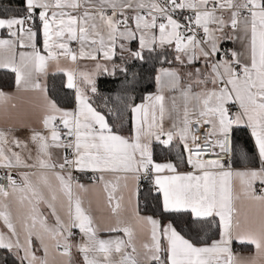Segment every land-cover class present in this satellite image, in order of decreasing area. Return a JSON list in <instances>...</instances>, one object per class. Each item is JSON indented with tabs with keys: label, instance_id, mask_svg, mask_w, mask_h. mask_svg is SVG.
<instances>
[{
	"label": "snow or ice",
	"instance_id": "6c2138e0",
	"mask_svg": "<svg viewBox=\"0 0 264 264\" xmlns=\"http://www.w3.org/2000/svg\"><path fill=\"white\" fill-rule=\"evenodd\" d=\"M0 30L7 32L0 69L39 97L38 126L20 119L0 127V169L7 172L0 183L6 252L0 264L57 258L73 264L74 248L83 264H264V0H22L0 13ZM228 42L240 48L224 47ZM145 52L161 63L153 77L157 93L139 103L118 97L129 113L125 135L94 106L96 78L127 74L128 62L143 63ZM61 60H88L94 68H63ZM52 63L74 92L71 108L41 84ZM11 100L0 91L5 123L17 107ZM240 125L250 129L256 149L252 161L244 154L243 170L221 158L233 151L230 133ZM154 143L168 149L175 143L187 155L179 163L156 162ZM205 147L213 158H204ZM180 163L190 170L178 171ZM74 172H91L103 185L110 224L101 227L91 205L84 207L80 193L88 188ZM142 177L162 197V213H187L196 224L218 217L219 238L198 246L170 218L141 215ZM102 232L116 235L102 238ZM233 241L255 253L234 254Z\"/></svg>",
	"mask_w": 264,
	"mask_h": 264
},
{
	"label": "trees",
	"instance_id": "16d2710c",
	"mask_svg": "<svg viewBox=\"0 0 264 264\" xmlns=\"http://www.w3.org/2000/svg\"><path fill=\"white\" fill-rule=\"evenodd\" d=\"M22 0H0V5L14 6ZM4 10L0 9V13ZM36 21V20H35ZM136 49L133 45L130 46ZM229 48V43L224 44ZM147 59L142 63L140 61H129L127 64L128 72L117 71L115 75H101L96 78L98 93L92 95L94 106L106 115V119L113 124L115 128L121 129L127 135V129L130 127L129 113L123 108L120 99L125 95H131L136 98V102H141L145 94H152L156 91V83L154 80L155 69L161 67V63L156 59L155 53L149 54L145 52ZM118 61L121 63L120 59ZM169 67L168 64H163ZM14 85V74L7 70H0V89H9ZM47 89L50 97L60 102L62 107H73V90L65 87V79L62 74H55L49 77ZM119 112L123 120L117 118L115 113ZM233 137V163L239 150L248 155L250 159L254 154L252 150L251 140L246 130L243 128H235L232 133ZM173 149L154 147V158L163 160L166 158L174 159ZM232 163V164H233ZM149 189H153L151 194ZM139 208L140 212L145 215H154L155 218L163 216L164 222L170 218L175 222V226L186 238L193 239L198 246L205 243L210 244L213 239L218 238V221L214 217L207 218V222L196 224L192 222L190 214L182 213H162L158 207L160 196L154 191L148 180H142L139 192ZM5 250H0V257L5 256ZM8 264H12V260H8Z\"/></svg>",
	"mask_w": 264,
	"mask_h": 264
},
{
	"label": "crops",
	"instance_id": "0c3cea01",
	"mask_svg": "<svg viewBox=\"0 0 264 264\" xmlns=\"http://www.w3.org/2000/svg\"><path fill=\"white\" fill-rule=\"evenodd\" d=\"M8 7L9 6H7V5H2V6L0 5V9H2V10L6 9ZM33 23L38 27L39 26L38 18ZM6 36H7L6 30H0V38L6 37ZM40 39L42 41V35L40 36ZM228 43H229V48H236V49L240 48V45L238 43L237 44H233L231 42H228ZM72 45H74L75 47L77 46L75 44V42H72L71 46ZM132 45L135 48H137L138 42H131L130 46H132ZM41 46H42V44H41ZM118 58H119V56H117L115 58V63L120 64V62L118 61ZM60 65L63 68H71V69H85L86 68L89 71H91L94 68V63L92 61H88V60L80 61L78 64H71L68 61L61 60ZM197 66H199V65H197ZM109 68L111 69V64H109ZM0 70H2V69H0ZM55 74H62L64 76L65 84H66L67 77L62 72H60V73L57 72V68H56L55 63H52L49 65L47 75L41 77V84L47 87L49 77L52 75H55ZM0 91H4L5 93L11 94L12 100L10 101V105L15 104L17 106L15 110L11 111V113H10L11 119L8 121V123H5L3 121V119H0V127H6V126H8V124L15 123L16 121H18L20 119H24L26 121L31 122L34 126H38V125H36L38 110L35 107L39 103L38 94H36L34 92H26V91H23L21 89H18L15 85V75H14L13 87L9 88V89H0ZM156 93H157V85H156V91L152 94H156ZM162 94H164L166 97H169V98L172 95V93L167 92V91H165ZM73 95H74V92H73ZM89 95H92V94L89 93ZM168 102L170 104V100ZM10 105H9V107H10ZM245 127L246 126H244V125L235 126V128H241V129L243 128L244 130H246ZM246 132L249 135V138L251 140L252 150L254 153L251 156V158L249 159L250 161H252L256 157V149H255L254 139L251 137L250 129L247 128ZM155 146H157L159 148H164L161 145L154 143L153 144V158H154V147ZM172 149H173L174 155H175L174 159L166 158L163 160H156L154 158V160L156 162H160V163L166 162V161L179 163L181 154H183L186 157V153H182V146L177 147L174 143ZM243 156H244L243 151L239 150L238 153L236 154L235 162L231 165V167L233 169L243 170L245 168L246 162L244 161ZM187 168H189V167L186 165V163H180V167H179L178 171L186 172ZM88 173H91V172H87V173H80L79 172L80 178H81V180L79 182L86 185L88 188L87 191L81 192L80 195L83 198L84 207L87 208V207H89V204H90L93 216L96 218L97 222L101 225V227H104V226H106L112 222L110 210L107 207V200H106L107 194L103 190V185H96L95 183H88L87 181H85V176ZM109 179H111L113 183L116 182L114 177L110 176ZM142 180H145V179H143V177H142L140 180V184H141ZM148 181L150 182L151 186L154 188V185L152 184L151 180H148ZM122 183L123 182L121 181V184ZM130 187H133V186L130 185ZM160 199H162V197H160ZM136 200H137V197H134L133 198V206H135ZM125 203H127V193H125ZM40 208L42 210H44L45 214L47 215L46 205L41 204ZM61 215H63V212H61ZM141 215H145V214L141 213ZM215 218L217 219V221H219L218 217H215ZM49 222L50 223L52 222L51 218H50ZM0 223H2V222H0ZM75 231L78 232V230H75ZM100 235L102 236V238H108V236L116 235V234L115 233L102 232V233H100ZM77 239H79L78 236H77ZM232 250H233L234 254H238L240 256H245V257L251 256L255 253L254 246L246 245V244H240L237 241H233ZM72 260H73V264H83L82 257L75 250V248L73 249V252H72ZM56 264H61V261L59 258H57Z\"/></svg>",
	"mask_w": 264,
	"mask_h": 264
},
{
	"label": "built area",
	"instance_id": "2783aa9c",
	"mask_svg": "<svg viewBox=\"0 0 264 264\" xmlns=\"http://www.w3.org/2000/svg\"><path fill=\"white\" fill-rule=\"evenodd\" d=\"M72 47H75V46L72 45ZM234 129H235V126L233 127V129H232V131H231V133H230V139H231L232 147H233V137H232V133H233V130H234ZM245 129H246V131H247V127H245ZM195 135L200 136V135H201V132L197 131V132L195 133ZM200 143L203 144V139L200 140ZM190 146H192L193 149H194V145H192L191 142H190ZM216 151L219 152V149L217 148ZM203 152L206 154V155L204 156L205 159L213 158V157L209 154V153H210V149H209L208 147H205V148L203 149ZM186 155H187V154H186ZM194 155H195V149H194ZM221 158H222V159H225L226 161H228V162L230 163V165H232V163H233V151H232L231 153H228V154H224V155H222ZM189 170H190L189 168L186 169V171H189ZM6 175H7L6 170H4V169H0V183H6V180H5ZM73 176H74L75 179H77V180H79V181L81 180L79 172H74V173H73ZM92 176H93L92 173H88V174H86V176H85V181H87L88 183H94L93 180L91 179Z\"/></svg>",
	"mask_w": 264,
	"mask_h": 264
}]
</instances>
